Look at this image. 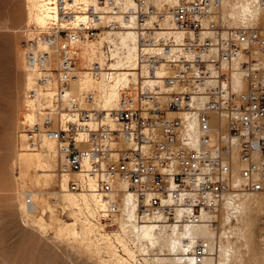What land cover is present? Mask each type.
<instances>
[{
    "label": "built area",
    "instance_id": "2783aa9c",
    "mask_svg": "<svg viewBox=\"0 0 264 264\" xmlns=\"http://www.w3.org/2000/svg\"><path fill=\"white\" fill-rule=\"evenodd\" d=\"M255 2L263 11L264 0ZM43 3L45 48L37 39L26 51L35 78L24 112L37 117L24 113L19 135L30 150L45 137L58 142L60 171L79 175L69 188L107 201L96 221L118 228L113 195L125 189L136 195L137 222L157 228L217 226L227 198L264 192V24H225L222 0ZM166 21L173 34L162 33ZM125 29L136 36L137 80L120 88L115 108L93 106L95 91L72 89L85 67L77 66L76 44ZM102 48L106 62L115 60L119 44L105 40ZM101 67L93 63L91 74ZM261 224L264 235V215ZM129 247L131 254L118 244L130 264H165L166 254L134 241ZM208 253L197 243L191 257L202 264Z\"/></svg>",
    "mask_w": 264,
    "mask_h": 264
},
{
    "label": "bare ground",
    "instance_id": "6f19581e",
    "mask_svg": "<svg viewBox=\"0 0 264 264\" xmlns=\"http://www.w3.org/2000/svg\"><path fill=\"white\" fill-rule=\"evenodd\" d=\"M26 1L28 2L30 21L41 29L38 31L39 33L47 31L50 27V13L45 10L43 0ZM157 6L163 9L158 1ZM165 9L169 10V8ZM77 15L78 20H84V14ZM165 16H167V20L169 14ZM221 16L227 25L264 24V10L262 11L258 7L255 0H222ZM165 24L167 29L162 33L173 34L170 24L167 21ZM105 40L119 44V49L113 52L115 60L111 63L106 62L102 49ZM38 46L45 48L41 39H38ZM78 48L85 67L78 69L77 78L72 82V89L77 91L92 89L96 92L97 97L91 105L107 109L115 108L118 105L120 88L129 86L131 82L137 80L136 69L139 67L135 32L131 29L118 32L104 31L98 43L91 39L84 40L76 44V49L78 50ZM22 61L24 63L22 67H26L28 70L23 57ZM96 62L102 66L98 77L92 75L89 69ZM27 75V87L30 88L34 84L35 73L28 70ZM24 113L31 121L37 117L35 112ZM45 143L48 144L50 152L44 153L39 150L30 151L27 149L16 156L23 181L40 184L48 183L53 179L55 173L52 159L58 161L59 145L56 140L47 137L43 139L42 146ZM22 146L26 148L24 143ZM55 146L57 148L53 152V156L52 151L55 150ZM241 165L240 160L236 159V172L241 168ZM70 176L79 177L76 173H62L61 190L56 195L59 202H62L65 207H69L73 221L61 220L56 215V207L52 204L53 200L50 203L48 199L49 193L43 194L41 197L31 193L32 204L28 207L25 202V210L41 229H47L51 225L43 216L38 217L32 212L34 209L49 210L52 219L58 223L57 226L52 224L56 227L51 226L55 235L63 240L74 238L80 243L81 250L86 254L97 256L105 251L114 259V262L116 261V264H130L119 253L116 241L123 246L128 254L132 253L129 241H134L159 254H166L165 264H195L191 257V251L197 243H202L209 251L202 264H244L245 261H248V264H264V236L259 235V222L264 213V192L246 193L240 195L235 201L227 198L223 203L217 226L211 223H201L157 228L151 222L143 224L137 222L136 195L131 190L125 189V191L113 195L118 206L114 214L115 221H119L120 225L111 233L106 231L104 224L92 220L93 216L96 218L98 210H107V201L93 193L70 189ZM119 184L126 188L124 182L119 181ZM78 224H81V229L78 228Z\"/></svg>",
    "mask_w": 264,
    "mask_h": 264
},
{
    "label": "rangeland",
    "instance_id": "374dc122",
    "mask_svg": "<svg viewBox=\"0 0 264 264\" xmlns=\"http://www.w3.org/2000/svg\"><path fill=\"white\" fill-rule=\"evenodd\" d=\"M27 7L26 0H0V264H116L105 251L97 256L86 254L74 238L63 240L57 237L53 227L58 223L52 219L49 210L34 209L32 212L38 217L43 216L51 226L56 225L47 229L36 225L25 210L28 195L32 193L41 197L49 193L48 199L50 203L53 200L56 215L64 221L74 220L69 207L59 202L56 195L61 190L63 173L60 171V158L58 157V161L52 159L55 173L53 179L40 184L23 181L16 162V156L27 151L22 146L23 140L19 135L28 88V70L22 67V57L26 64L25 56L30 42L37 40L41 34L38 32L41 29L30 21ZM91 40L98 43L100 36ZM77 66H83V58L77 60ZM56 148L57 146L52 155ZM38 150L50 152L47 143L30 151ZM72 178L75 177L70 176ZM27 206L30 207L28 204ZM263 215L264 213L261 218ZM92 220L95 221L94 216ZM115 222L119 228V221ZM259 227V235H263L261 221ZM78 228L81 229V224H78ZM115 228H107L106 231L112 233ZM116 244L118 249L117 241ZM119 253L122 254L121 251ZM247 262L244 264H248Z\"/></svg>",
    "mask_w": 264,
    "mask_h": 264
}]
</instances>
